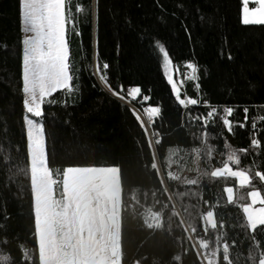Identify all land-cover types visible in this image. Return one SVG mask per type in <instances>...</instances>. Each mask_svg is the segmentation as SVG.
<instances>
[{"label":"trees","instance_id":"trees-1","mask_svg":"<svg viewBox=\"0 0 264 264\" xmlns=\"http://www.w3.org/2000/svg\"><path fill=\"white\" fill-rule=\"evenodd\" d=\"M68 4L82 33L68 26L72 92L48 97L40 118L56 199L62 203L66 169L116 168L119 264H201L192 240L210 253L207 264H261L264 224L250 229L243 208L254 192L264 206V25L240 23V0ZM77 6L83 11L76 13ZM94 38L101 65L110 64L112 86L119 91L123 85L126 97L128 87L140 86L136 100L112 97L91 75ZM21 39L16 0H0V264H40L23 123ZM156 40L169 52L182 96L199 105L182 108L171 95ZM188 61L198 66L200 89L185 78ZM131 106L139 112L161 108L149 123L158 136L154 148ZM211 107L234 111L224 117L209 113ZM196 160L197 177L186 180ZM156 163L163 175H177L166 179L167 189ZM236 173L247 177L245 184ZM154 220L157 225L150 227Z\"/></svg>","mask_w":264,"mask_h":264},{"label":"snow or ice","instance_id":"snow-or-ice-1","mask_svg":"<svg viewBox=\"0 0 264 264\" xmlns=\"http://www.w3.org/2000/svg\"><path fill=\"white\" fill-rule=\"evenodd\" d=\"M17 13L20 31L23 36L22 44V62H21V81L23 93V123L26 129V147L38 150L41 144L46 150L45 130L42 123L36 119H30L29 114L34 118H41L43 115V105L46 98L51 97L58 89L72 92L73 72L71 68L70 46H69V25H72L77 35H82L76 28V17L69 8L68 0H16ZM250 3L254 6H250ZM76 13L83 11L82 7L75 8ZM93 24L95 26V8L92 10ZM240 23L242 25H264V0H240ZM93 58L95 64L92 65V73L98 78L99 84L111 94L123 101L126 98L136 100L141 95L140 86H130L127 88V97L123 91V85L118 91L114 88L109 79L110 64L103 61L101 65L98 38L93 40ZM155 47L162 55L163 63L161 69L164 79L171 88V95L175 98L177 104L182 108L199 105L198 99L187 95L182 96L178 87L173 69V61L170 59L169 52L160 40H156ZM232 59L231 55L228 57ZM186 68L190 72L185 73V78L195 81L196 89H200V77L198 75V66L188 61ZM95 86V85H94ZM150 98L143 96L144 101ZM55 103V101H52ZM204 105L209 106L207 100ZM143 110L160 113L159 106L145 107ZM135 112V109H131ZM233 107H224L225 116L232 115ZM247 107L244 108L245 123L248 121ZM209 113H216L217 108L211 107ZM229 122H231L228 119ZM239 126L243 127L244 124ZM252 127L256 128L253 122Z\"/></svg>","mask_w":264,"mask_h":264},{"label":"rangeland","instance_id":"rangeland-1","mask_svg":"<svg viewBox=\"0 0 264 264\" xmlns=\"http://www.w3.org/2000/svg\"><path fill=\"white\" fill-rule=\"evenodd\" d=\"M141 114L149 123L153 112L143 110ZM29 118L41 123L40 118L30 114ZM28 153L40 264H105L104 250L109 253L107 264H119L118 242L117 250L105 247V239H110L112 232L108 219L120 201L118 170L66 169L61 181L63 200L60 203L55 197L56 181L46 165L44 145L38 150L28 148ZM191 172L197 177L198 164ZM235 177L240 185L245 184L244 174L236 173ZM226 195L233 197V190L226 189ZM250 202L243 211L249 228L254 229L264 224V206L255 192L250 194ZM206 220L213 222L212 215L208 214Z\"/></svg>","mask_w":264,"mask_h":264},{"label":"built area","instance_id":"built-area-1","mask_svg":"<svg viewBox=\"0 0 264 264\" xmlns=\"http://www.w3.org/2000/svg\"><path fill=\"white\" fill-rule=\"evenodd\" d=\"M223 108L224 107H221L220 109L217 108V112L216 113L220 112L221 115H223L225 117V114L223 112ZM218 110H220V111H218ZM135 112L140 117V119L142 120V122H143V124H144V126L146 128L147 136H148V139L150 141V144H151L152 148H154V146L157 144L155 142L156 138H158L157 133L150 130V126H149L150 122L148 123L145 120V118L142 116L141 112H139L137 110H135ZM216 113H213V114H216ZM156 166L158 168V171H159V174H160V178H161V180L163 182V185L167 189L166 179H169V180L176 179V174L174 172H171V173H169V174H167L165 176V175H163L161 173L160 168H159L157 163H156ZM157 223H158L157 220L152 221L151 224H150V227H155L157 225ZM192 243H193V246H194V248H195V250L197 252V255H198L199 259H200L201 264H207V261L209 259L210 253L207 251V249L205 247H202V246L198 245V243L195 240H192ZM220 252H221L223 258H227V252H226V249L224 247H221Z\"/></svg>","mask_w":264,"mask_h":264},{"label":"crops","instance_id":"crops-1","mask_svg":"<svg viewBox=\"0 0 264 264\" xmlns=\"http://www.w3.org/2000/svg\"><path fill=\"white\" fill-rule=\"evenodd\" d=\"M22 36H23V34H22ZM154 114L155 113L153 112L151 118H148L149 121L152 119ZM195 164L197 166L198 160H196ZM100 171L102 172V170H100ZM103 172H105V171H103ZM172 172H175V171H172ZM184 178L188 179V180H193V179L196 178V176L193 175L192 172H186L184 174ZM227 198H228L229 201H231L233 199V197H231V195H227ZM119 206H120V201H119ZM119 206H115L114 211H112V215H111L112 217L108 219V221H110V225H109L108 228H109V230H112V232H111V238L110 239H105V241H106V246L105 247H107L109 249H112V247H116L117 246V242H118V245H119V220H120V217H119ZM207 222H208V224L210 226H212V224H213L212 221L208 220ZM115 250H117V247L115 248ZM102 253H103V256H104L105 264H107L109 262V259H110V258H108V256H109L108 254L109 253H108L107 250H104ZM119 253H120V245H119Z\"/></svg>","mask_w":264,"mask_h":264}]
</instances>
